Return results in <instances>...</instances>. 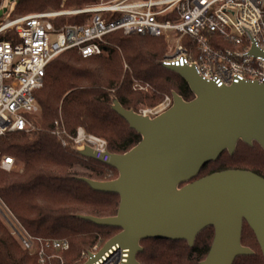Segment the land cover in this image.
<instances>
[{"label":"trees","instance_id":"16d2710c","mask_svg":"<svg viewBox=\"0 0 264 264\" xmlns=\"http://www.w3.org/2000/svg\"><path fill=\"white\" fill-rule=\"evenodd\" d=\"M97 1L17 0L12 15L8 13L7 17L14 19L45 8L58 10ZM89 18L87 14L59 16L52 22L60 27L83 24ZM16 38L13 28L0 34V41L15 42ZM105 38L108 45L103 54L82 57L74 50H67L46 67L43 85L35 91L39 110L29 115L40 131L10 132L0 137V150L12 156L18 165L11 171L0 170L1 200L29 234L45 240L68 241L74 257L83 248L104 245L120 232L118 227L80 218L81 215L113 216L120 201L118 194L96 191L81 178L107 181L112 179L107 177V171L114 176L118 172L104 162L78 155L71 145H61L51 133L59 112L71 136L82 126L86 132L106 139L109 153L122 154L135 146L141 136L111 109L112 96L124 108L136 112L142 105L158 104L166 94L172 97L173 92L186 101L194 97L182 77L158 65L167 50L163 38L122 32ZM123 59L128 66L126 70ZM133 80L149 84L152 92L134 91ZM76 165L87 171L75 170ZM228 169L249 170L264 177V150L256 142L250 146L239 141L232 155L224 151L217 160L202 167L192 180ZM213 238L214 228L209 226L197 235L193 247L186 240L145 239L141 241L143 250L136 258L140 264H201ZM241 241L244 246L252 244L256 251L238 256L233 264H264L257 238L246 222ZM0 264H38V257H28L11 234L0 228Z\"/></svg>","mask_w":264,"mask_h":264},{"label":"water","instance_id":"95a60500","mask_svg":"<svg viewBox=\"0 0 264 264\" xmlns=\"http://www.w3.org/2000/svg\"><path fill=\"white\" fill-rule=\"evenodd\" d=\"M6 12L7 7L0 9V19ZM158 65L182 77L193 99L186 101L173 92L171 106L151 117L124 108L112 96L111 109L140 134V141L122 154L108 152L107 160L87 145L73 147L78 155L118 172L107 181L81 178L96 191L120 197L113 216H80L120 228L95 257L118 244L128 249L125 264H140L136 256L143 250L142 240H186L193 247L197 235L212 226L214 238L201 264H233L238 256L254 254L241 241L246 222L264 258V177L228 169L192 180L224 151L232 155L239 141L250 146L256 142L264 150V84L241 81L219 87L194 66Z\"/></svg>","mask_w":264,"mask_h":264},{"label":"built area","instance_id":"2783aa9c","mask_svg":"<svg viewBox=\"0 0 264 264\" xmlns=\"http://www.w3.org/2000/svg\"><path fill=\"white\" fill-rule=\"evenodd\" d=\"M89 15L83 24L56 27L52 19L64 15ZM13 28L15 42L0 41V137L10 132H29V115L38 112L35 91L43 85L46 67L59 54L74 50L82 57L103 54L106 36L161 37L167 43L165 65L194 66L196 72L217 86L241 81L264 84V0H98L82 8L45 11L6 19L0 34ZM172 98L140 112L154 117L171 106ZM52 134L66 147L85 145L97 157L109 158L104 139L79 128L69 136L63 124L55 122ZM67 135H64V134ZM66 140H65V139ZM14 158L0 150V170L11 171ZM24 252L44 262L42 247L68 249L67 241H44L15 229ZM37 246L36 249L34 247ZM115 253L104 264H125L128 249L118 244L95 257L98 249L82 253L85 264H97L111 249Z\"/></svg>","mask_w":264,"mask_h":264},{"label":"rangeland","instance_id":"374dc122","mask_svg":"<svg viewBox=\"0 0 264 264\" xmlns=\"http://www.w3.org/2000/svg\"><path fill=\"white\" fill-rule=\"evenodd\" d=\"M14 3L15 2H10V0H0V9L1 8H4V7H7L6 14H4V16L0 19V24L8 18L7 17L8 13L10 15H12L11 14V9L13 8V4ZM85 5H87V4H85ZM85 5L79 6V7H70V8H64V9H58V10H50V9L45 8V9H42V10H39V11L29 12V13L24 14V15H18V16L15 15L16 16L15 18L20 17V16H25V15L33 14V13L45 12V11L55 12V11H65V10L78 9V8L84 7ZM64 16H70V15H64ZM167 51L168 50H166V52ZM118 52H119V54L121 56V51L119 49H118ZM165 53H164V55H165ZM122 61H123L124 70L128 69V66H127L125 60L123 59ZM132 89L134 91H140V92L147 93V94H149V93L152 92V87L149 84H147V83L144 84V83H141L140 81H137V80H133V82H132ZM167 96L170 97L167 94L164 95L162 101H160L158 104H156V105H154L152 107H155V106L159 105L160 103H162L164 101L165 97H167ZM110 106H111V104H110ZM152 107H147V106H143V105L140 106L141 109H144V108H152ZM140 110H139V112H140ZM29 120H30V123H31L32 126H31L30 131L29 132H26V133H32L33 131H40V129H38L33 124V121L30 118H29ZM56 121H59L61 124H63L64 127H65V129H66L67 134L69 136H71V134L68 132V130H67V128H66V126H65V124L63 122V119H62V116H61V112H59V118ZM55 122H54L53 128L56 127L55 126ZM79 128H82L83 129L82 126H79V127H77L76 132H77V130ZM51 133H52V131H51ZM67 134L65 133L64 135H67ZM94 135H96V134H94ZM96 136H98V135H96ZM32 138L33 137L31 136L29 139L31 140ZM56 138L59 140V138L57 136H56ZM101 138L104 139L103 137H101ZM104 140L106 141V139H104ZM106 143H107V141H106ZM16 168H18V165H17V161L14 159V167H13V170L16 169ZM74 169L75 170H79V171H87V169L85 167H82V166H79V165H76L74 167ZM107 177L114 179L117 176H114V175H112V173H110V172L107 171ZM0 228H2L5 231L9 232L11 234V236L16 240L17 244L22 249V251H24L23 250L24 248H23L22 244L20 243L19 238L14 234V230L15 229H19V230H22V231H24V230L26 231V229L20 224V222L17 221V219L14 217V215L12 214V212L10 211V209L3 203V201L1 200V198H0ZM29 235H31V234H29ZM44 241L62 242V241H66V240H55V239L54 240L53 239H47V240H45V239H42V242L43 243H44ZM102 247H103V245L100 246V247L97 246V245H94V246H91V247H88V248H83L81 251L78 252L77 256L74 257L73 255L70 254V251H71L70 250V245H69V248L68 249H65V250L64 249H55V248H52V247L49 248V247H45V246L42 247V245H41L44 262L43 263H40L39 262V259H38V264H54V263H57V264H83L85 262L84 255L82 254L83 252L84 253H87V252L93 251L95 249L100 250ZM247 247L251 248L253 251H256L255 248H254V246L252 244L247 245ZM36 248H37V246L34 247V249H36ZM27 256L28 257H33V255L30 256V255H28V253H27Z\"/></svg>","mask_w":264,"mask_h":264},{"label":"bare ground","instance_id":"6f19581e","mask_svg":"<svg viewBox=\"0 0 264 264\" xmlns=\"http://www.w3.org/2000/svg\"><path fill=\"white\" fill-rule=\"evenodd\" d=\"M115 253V250L112 248L110 251H107L106 254H104L103 258H101V261L99 260V263L97 264H104L106 261H108L111 256Z\"/></svg>","mask_w":264,"mask_h":264}]
</instances>
